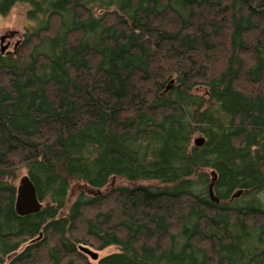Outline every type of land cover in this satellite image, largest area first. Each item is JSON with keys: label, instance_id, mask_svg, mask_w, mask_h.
Here are the masks:
<instances>
[{"label": "trees", "instance_id": "trees-1", "mask_svg": "<svg viewBox=\"0 0 264 264\" xmlns=\"http://www.w3.org/2000/svg\"><path fill=\"white\" fill-rule=\"evenodd\" d=\"M18 4L33 26L0 54V264H95L81 247L118 249L96 264H264V0L0 15ZM22 170L44 205L27 217ZM74 183L92 192L72 201Z\"/></svg>", "mask_w": 264, "mask_h": 264}, {"label": "rangeland", "instance_id": "rangeland-1", "mask_svg": "<svg viewBox=\"0 0 264 264\" xmlns=\"http://www.w3.org/2000/svg\"><path fill=\"white\" fill-rule=\"evenodd\" d=\"M27 11H28V7L26 5L18 4L12 9V11L8 15L5 16L0 15V54H9V53L15 54L20 48L27 29L33 26L32 22H30L27 18ZM2 39H4L3 42ZM3 50L5 51L2 52ZM199 138L201 137L197 136L195 137V140ZM17 175L18 178L15 183L16 186L18 187L21 178L27 175V172L26 170H22ZM112 183L113 185L119 184L115 181ZM84 189L87 188H85V185L82 183L72 184V187L70 189V199L72 201L73 199H76L79 193L82 192ZM89 250L98 254L99 259L97 261H99L105 256H108L112 253H116L118 251V249L115 247L108 248L104 251H97L92 248H90ZM90 260L95 264L97 263V261H94L91 258Z\"/></svg>", "mask_w": 264, "mask_h": 264}, {"label": "water", "instance_id": "water-1", "mask_svg": "<svg viewBox=\"0 0 264 264\" xmlns=\"http://www.w3.org/2000/svg\"><path fill=\"white\" fill-rule=\"evenodd\" d=\"M3 50L2 52H4ZM204 139L199 138L195 140L194 144L198 147L203 146ZM216 180V179H215ZM85 188L83 191L92 192V189H90L87 185H85ZM213 185L210 186V195L213 199ZM82 191V192H83ZM81 193V192H80ZM79 193V194H80ZM241 193V192H240ZM240 194H238L239 196ZM215 201H217L215 199ZM44 205L41 203L38 192L35 184L32 182L30 177L28 175H25L21 178L19 185L16 190V202H15V210L18 216L20 217H27L31 215L38 214L42 211ZM82 251H84L92 260L97 261L99 259V256L97 253L92 252L88 248H81Z\"/></svg>", "mask_w": 264, "mask_h": 264}, {"label": "flooded vegetation", "instance_id": "flooded-vegetation-1", "mask_svg": "<svg viewBox=\"0 0 264 264\" xmlns=\"http://www.w3.org/2000/svg\"><path fill=\"white\" fill-rule=\"evenodd\" d=\"M4 41V39H2V42Z\"/></svg>", "mask_w": 264, "mask_h": 264}]
</instances>
